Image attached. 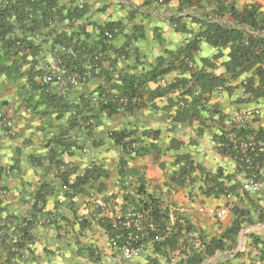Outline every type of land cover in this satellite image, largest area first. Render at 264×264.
I'll use <instances>...</instances> for the list:
<instances>
[{"label":"crops","instance_id":"obj_1","mask_svg":"<svg viewBox=\"0 0 264 264\" xmlns=\"http://www.w3.org/2000/svg\"><path fill=\"white\" fill-rule=\"evenodd\" d=\"M36 2L45 6L44 0ZM227 2L236 10L257 4L264 13V0ZM54 3L47 11L52 20L68 17L67 10L77 15L68 24L37 14L20 19L14 11L8 18V37L26 47L8 59L17 70L0 74V264H178L191 250L202 252L201 243L220 239L235 221L242 225L238 247L230 251L227 242L229 251H216L201 264H249L234 257L249 250L247 236L264 237V213L251 211L264 206V189L242 190L248 175L222 151L219 136L234 113L255 109L261 115L249 128L264 130V94L257 96L264 84L256 67L233 77L224 67L231 46L217 50L204 39L193 43L211 16L206 7L183 6L178 12L179 0ZM59 47L74 48L83 58L92 51L99 56L100 74L65 92L55 84L41 86L32 66L56 65ZM173 58L224 77L226 87L200 102L194 100L198 88L186 93L179 87L152 101L144 94L133 109L113 113L96 101L117 94L123 79ZM54 75L66 76L59 67ZM179 79L189 74L176 66L144 90ZM4 119L11 121L10 129ZM137 175L144 191L170 213L169 226L181 218L193 231L179 232L176 246L158 249L144 241L139 258L123 260L112 243L113 227L123 198L140 184ZM208 208L227 212L216 220L201 212ZM238 211L247 215L237 216ZM256 226L263 231H253Z\"/></svg>","mask_w":264,"mask_h":264},{"label":"trees","instance_id":"obj_2","mask_svg":"<svg viewBox=\"0 0 264 264\" xmlns=\"http://www.w3.org/2000/svg\"><path fill=\"white\" fill-rule=\"evenodd\" d=\"M5 6L0 5V74H7L13 70H17L15 63L8 66V59L18 53L20 49L25 48L22 46L21 41L12 40L8 37L10 33V27L8 25V18L11 11H14L20 19L33 16L37 12L43 17H48L47 20H52L51 15L47 14L50 7L54 6V0H44L45 6H42L41 2L36 0H6ZM169 2L171 0H165ZM180 7L178 12L182 10V7H206L210 9L211 16L205 17L201 23V29L195 36L193 43L204 39L208 44L212 45L217 50H220L226 46H231V55L228 62L224 64L225 70L231 76L236 77L242 70L250 67H256V73L260 83L264 84V13L260 11V6L252 4L245 6L242 10H236L232 3H228L227 0H179ZM27 9V10H26ZM76 11L72 12L73 15H77ZM70 12L66 15L71 16ZM75 13V14H74ZM46 14V16H45ZM62 16H58L61 20ZM177 17H173L172 21H177ZM70 48V47H69ZM76 57L71 58L64 55L63 65L72 71L74 67L80 68L82 63L87 60H92L94 57L92 51L86 53V56L81 57L82 53H77ZM190 61V57L186 58ZM34 65V64H33ZM184 72L189 74V79H179L173 83L165 86H158L154 90H144V85L150 81H154L164 74L170 72L176 66ZM34 75L39 73L33 69ZM33 75V74H31ZM226 79L222 76H216L212 73H206L201 71H194L189 64L184 61H179L176 64V59L173 58L172 62H167L162 65L161 62L151 71L142 74L138 77H132L123 79L120 86L116 87L117 94L107 95L108 99L106 104H103L102 108L108 110L110 113L117 112L118 109L131 110L138 103V100H142L144 94H147V99L152 101L156 98L168 95L176 88H185L186 93H192V89L198 88L199 92L195 93L194 100H207L205 95H210L212 91L218 88L226 87ZM246 89L252 90L251 85L246 82ZM264 94L258 93L257 96ZM194 96V95H193ZM123 101L120 102L119 100ZM216 113V112H214ZM227 133H232L234 138L238 141L245 139L247 136L253 135L257 142L262 143V151L258 153L256 162L264 166V130L253 131L249 129H235L233 126L226 130H220L219 140L221 143L222 151L229 153L235 157L238 166L242 169L246 167H253V164L247 165L244 161L240 160V156L232 150V144L227 140ZM249 171V170H248ZM137 180L140 182L139 186L135 188V192L127 194L123 199L126 204H122V212L133 208L137 211L144 213L146 219L154 223L157 229L161 233H167L166 239L161 243H156L158 249L165 245L176 246L178 233L181 231L191 232L193 226L185 219L175 218L170 224V213L168 210L162 207L160 201L156 198L149 196L144 191V185L142 178L137 175ZM237 216H244L247 213L238 211L235 213ZM30 224L27 222L25 228ZM24 228V229H25ZM113 238L117 235L124 234L119 226L113 227ZM242 230L241 223L235 221L232 226L223 234L218 240H211L209 243H201L203 247L202 252L197 250H191L189 254L184 255L178 264H201L206 258L212 257L216 251L226 250L229 251L226 246L227 242H231L230 251L238 247V236ZM24 231V230H23ZM25 232V231H24ZM111 233V232H110ZM174 233V234H171ZM25 235V234H24ZM249 243L247 252H238L234 259L241 260L246 259L249 264H264V237L249 235L247 236ZM8 247V244H7ZM255 253V254H252Z\"/></svg>","mask_w":264,"mask_h":264},{"label":"built area","instance_id":"obj_3","mask_svg":"<svg viewBox=\"0 0 264 264\" xmlns=\"http://www.w3.org/2000/svg\"><path fill=\"white\" fill-rule=\"evenodd\" d=\"M68 12L67 10L66 14ZM36 14L40 15L38 12ZM59 21L54 19L51 22L55 24ZM61 21L65 24L70 22L68 17H64ZM58 53H60V55L58 54L59 57L56 65L47 67L37 63L33 65V69L39 73L37 75V81L41 86L46 87L55 84L62 92H65L82 85L87 80L100 74L98 55H95L92 60L83 62L80 68L74 67L72 71L66 72L67 68L63 65L62 56L67 55L71 58H75V51L69 47H59ZM58 67L64 69V74L66 76L55 77L54 73ZM189 67H193V64L189 63ZM216 90L220 91L221 88ZM96 101L106 104L108 99L105 96H100L96 98ZM119 101L122 102L123 100L120 99ZM260 115L261 110L259 109L249 112H236L232 116L229 127L233 126L235 129H249L250 123ZM3 124L4 127L8 129L12 126L11 121L7 119L3 120ZM227 140L232 144V150L240 156V160L244 161L247 165L253 164L254 162L253 167L242 169L243 173L248 175L242 183V190L247 193L261 192L264 189V166L257 163L256 160L258 153L262 151V143L257 142L253 135L237 141L232 133H227ZM201 212H204L210 218L219 220L226 215L227 210L225 208H208L205 210L201 209ZM115 225L119 226L124 233L115 236L112 242L116 252L123 260H134L139 258L142 254V245L144 241H147L150 245H154L163 242L168 235L167 233H161L154 223L146 219L144 213L133 208L122 212V214L116 218Z\"/></svg>","mask_w":264,"mask_h":264},{"label":"rangeland","instance_id":"obj_4","mask_svg":"<svg viewBox=\"0 0 264 264\" xmlns=\"http://www.w3.org/2000/svg\"><path fill=\"white\" fill-rule=\"evenodd\" d=\"M259 193H255V194H259ZM246 209L249 210L248 208H246ZM251 211L254 213V215H256L255 213H257V212L264 213V206H262V204L256 205V206H252L251 207ZM262 228L263 227L256 226L255 228H253V231L261 232V231H263Z\"/></svg>","mask_w":264,"mask_h":264}]
</instances>
